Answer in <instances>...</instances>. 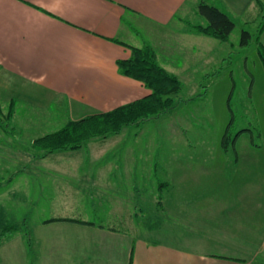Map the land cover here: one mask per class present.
<instances>
[{
    "label": "rangeland",
    "instance_id": "obj_1",
    "mask_svg": "<svg viewBox=\"0 0 264 264\" xmlns=\"http://www.w3.org/2000/svg\"><path fill=\"white\" fill-rule=\"evenodd\" d=\"M200 2L190 0L181 13L184 22L176 20L173 26L204 22L198 13ZM263 21L258 4L256 11L236 18L230 39L207 47L211 62L204 66L205 59L196 61L200 77L197 73L178 76L182 88L176 107L107 138L93 139L78 150L46 152L35 144L37 138L63 128L73 118L66 100L27 91L17 95L16 112L9 115V99L2 97L0 233L8 224L22 228L0 241V264H51L57 245L47 239L55 238L56 227L61 236L70 237L78 223L57 220L60 224L51 225L47 220L78 218L126 229L123 219L136 208L140 233L167 237L170 226L174 244L186 245L176 242L184 235L183 211L178 208L184 203L197 206L205 196L191 195L190 189L228 188L234 185L235 168L227 172L223 167L231 166L237 153L264 155V62L257 41ZM243 30L251 34L247 45L241 44ZM177 53L180 62L193 51L188 46ZM230 196L222 192L223 199L212 201L220 205L231 201ZM246 237L224 241L223 249L207 242V249L242 257L256 244L244 241Z\"/></svg>",
    "mask_w": 264,
    "mask_h": 264
},
{
    "label": "crops",
    "instance_id": "obj_2",
    "mask_svg": "<svg viewBox=\"0 0 264 264\" xmlns=\"http://www.w3.org/2000/svg\"><path fill=\"white\" fill-rule=\"evenodd\" d=\"M189 1L0 0V99H9L8 108L16 112L17 95L42 92L66 100L71 121L145 98L152 90L119 71L118 61L131 56L130 46L151 45L159 63L179 77L196 74L197 60L205 59L204 66L211 62L207 47L221 43L188 25L173 26L184 22L181 13ZM201 1L218 5L235 21L257 10L256 0ZM259 42L264 47V31ZM188 46L193 53L179 62L177 50ZM227 165V172L235 168L234 185L191 188V195L205 194L203 201L178 208L184 235L176 242L186 245L174 244L170 226L163 238L140 233L136 208L123 219L126 229L78 223L63 237L56 227L55 238L47 239L57 245L51 264H264V155L237 153ZM222 192L231 201L214 205L212 198L223 199ZM241 236L256 243L242 257L207 249V242L223 249L224 241Z\"/></svg>",
    "mask_w": 264,
    "mask_h": 264
},
{
    "label": "trees",
    "instance_id": "obj_3",
    "mask_svg": "<svg viewBox=\"0 0 264 264\" xmlns=\"http://www.w3.org/2000/svg\"><path fill=\"white\" fill-rule=\"evenodd\" d=\"M262 12L264 2L256 0ZM198 13L205 19L201 23H189V26L196 32L217 38L221 41H228L236 27L235 20L216 4L201 1L198 5ZM264 31V21L259 29L258 43ZM251 34L248 30L242 31L241 44L249 43ZM131 56L128 59L118 61L119 71L126 76L142 81L145 86L152 90L145 98L119 106L109 112L96 113L88 117L69 121L63 128L41 136L35 140V144L41 151L61 152L78 150L86 143L96 138H107L117 134L124 128L139 124L143 121L155 118L177 106L176 95L182 88V81L178 75L171 73L164 68L157 59L155 49L151 45L142 47L130 46ZM258 53L264 62V47L260 44ZM12 115L14 108L11 107ZM239 131L236 138L241 134ZM229 135L224 137L223 145L227 148ZM45 156V154H43ZM73 221L82 224H92L90 221L75 218H57L52 221ZM27 227L26 221L23 224ZM22 228L19 224H8L0 233V241L4 238H11ZM31 232L27 228L26 236L28 245L31 244Z\"/></svg>",
    "mask_w": 264,
    "mask_h": 264
}]
</instances>
